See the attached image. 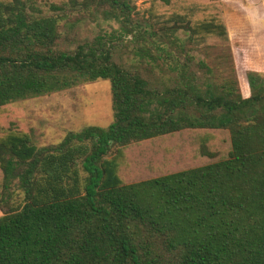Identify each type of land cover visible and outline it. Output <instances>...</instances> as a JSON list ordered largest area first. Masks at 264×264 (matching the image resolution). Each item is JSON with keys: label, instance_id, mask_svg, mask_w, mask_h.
<instances>
[{"label": "trees", "instance_id": "trees-1", "mask_svg": "<svg viewBox=\"0 0 264 264\" xmlns=\"http://www.w3.org/2000/svg\"><path fill=\"white\" fill-rule=\"evenodd\" d=\"M133 2L0 0V108L107 80L112 110L107 127L55 145L0 136V264H264V75L247 74L246 97L231 70L217 82L198 76L212 71L194 69L186 46L227 44L223 19L155 27L132 17ZM95 18L117 32L77 41ZM123 42L143 71L114 60ZM185 130L211 141L198 164L120 178L126 147ZM217 134L223 150L212 148Z\"/></svg>", "mask_w": 264, "mask_h": 264}, {"label": "rangeland", "instance_id": "rangeland-1", "mask_svg": "<svg viewBox=\"0 0 264 264\" xmlns=\"http://www.w3.org/2000/svg\"><path fill=\"white\" fill-rule=\"evenodd\" d=\"M133 6L134 19L148 20L155 27L169 26L175 21H187L193 25L213 15L220 16L226 25L227 44L208 36L201 40L193 37L186 46V52L193 57L194 69L197 62H203L212 71L207 74L201 70L198 76H211L212 81L217 82L231 70L237 79L240 95L246 97L249 95L247 74L264 75V0H168V3L134 0ZM118 28L119 23L114 20L84 19L75 31L76 40L117 32ZM178 35L185 39L181 31ZM122 44L118 45L114 60L128 68L143 71L144 65H140L133 56L131 45L127 42ZM111 122V92L107 80L87 82L0 108V136L7 130L24 132L37 147L55 145L69 131H79L86 126L105 128ZM196 134V131L185 130L129 145L125 148V160L119 169L120 178L125 183L137 182L198 164L196 157H203L201 146L209 145L211 141L204 143L202 137L205 135L197 134V137ZM227 146L226 136L217 134L212 148L223 150ZM13 201L14 208L20 207V192H15Z\"/></svg>", "mask_w": 264, "mask_h": 264}]
</instances>
